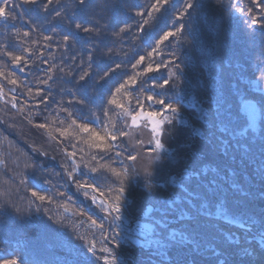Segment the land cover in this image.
Here are the masks:
<instances>
[{"label":"trees","instance_id":"16d2710c","mask_svg":"<svg viewBox=\"0 0 264 264\" xmlns=\"http://www.w3.org/2000/svg\"><path fill=\"white\" fill-rule=\"evenodd\" d=\"M191 2L194 7L181 18L186 0H170L159 12L152 13L155 19L144 25L143 32L140 26L149 19L148 13L155 0H88L87 8L80 7L77 0H60L49 6L47 13L37 8L28 14L40 32L25 37L28 41L25 47L34 52L38 49L43 55L39 59L31 56L28 64L21 66L23 71L11 64L7 57L0 56V70L10 78L22 81V85H12L0 76L4 92L0 96V193H8L7 197H0V259L17 255L23 256L26 264H104L103 259L97 257L107 256L108 253L100 249L108 247L112 249L117 264H171L169 251L145 244L144 237L129 232L128 221L139 218L144 206L150 201L155 202L164 193L182 195L185 203L194 209L193 190L199 193L204 187L197 173H203L214 177L222 191L237 186L232 201L236 216L228 224L221 221L208 224L206 232L195 238L186 237L185 244L193 250L199 246V252L193 253L198 264H211L216 258L212 255L213 249L217 255L224 249L232 251L229 261L235 258L259 264L260 254L264 252V228L261 227L264 223V177L261 175L264 157L258 147L246 152L244 148H237L235 142L226 154L223 149L207 151L205 145L210 143L211 137L193 133V128L199 126L194 122L200 113V106L194 108L193 101L202 100L207 105L222 90H235L237 86L248 89L247 83L251 81L260 84L259 88L264 87V79H258L260 72L257 68L264 61V29L260 24L250 26L247 8L252 7V0ZM239 8H245V12L241 13ZM56 10L64 14L63 20L55 17ZM141 11L145 13L143 17L137 15ZM253 15L264 23V15L258 8H253ZM69 20H72L71 24ZM84 20L90 22L88 26L97 22L102 26L100 38L90 39L88 34L77 33L74 23ZM126 25L125 32L113 35ZM181 26L182 31H177ZM17 28L28 30L19 21L15 28L0 24V49L7 44L9 51L19 55L22 53L17 47L22 41H14L12 35ZM166 32L176 34L161 43ZM64 35L71 37L67 48L62 39ZM44 36L53 39L45 41ZM93 48L95 62L89 68L88 55ZM109 48L111 53L105 55ZM141 56L145 57L144 63L137 64ZM134 64L137 66L133 67ZM149 64L154 69L159 65V70L145 73ZM116 65L120 67L116 68ZM108 68L115 71L100 81L99 74ZM85 71L92 72L93 76L81 86L83 82L79 81V76ZM49 75L52 80L47 84L40 83ZM132 76L137 82L125 91L139 97L146 110L163 112L173 121L164 126L170 130L162 138L164 147L178 157L181 164L177 171L179 176L190 178L175 189L165 186L166 180L137 179L134 161L128 159L135 153L127 148L126 142L115 141L119 147L114 149L112 159L107 163L118 171L129 169V179L125 181L126 192L121 198V219L114 220L115 212L109 215L98 206L99 193L89 190L85 196L83 190L77 189L76 182L68 177V172L79 164L81 171L74 175L77 178L82 176L89 183H98L103 190L105 182L93 179L99 174L91 173L89 169L104 164L106 160L100 157L107 154L90 149L78 137L65 139L55 129L66 126L70 119H76L78 123H90L103 134L107 118L102 117V110L113 108L107 101L115 88ZM38 89L43 90L42 95L48 101L46 105L40 103ZM146 96L164 99L179 112H167L161 105L145 100ZM13 98L15 107L10 103ZM128 98L123 97L124 100ZM74 99H85L86 103H68ZM63 108L73 114L71 118L67 112L61 111ZM200 114H206V109ZM109 115L113 116V112L109 111ZM46 117L49 122L56 120V123L49 129L37 128V124L46 122ZM94 117L102 118L96 122ZM60 120L65 122L64 125L59 123ZM262 135L264 121L260 133L254 137V144H258ZM73 152L75 158L70 159L67 154ZM92 155H96V160L91 159ZM185 168L189 169L187 174ZM22 179L25 180L23 184ZM108 183L112 188L120 186L111 181ZM149 184L152 185L151 192L148 191ZM34 187L52 197L51 203L39 205V212L36 211L39 202L29 208L30 189ZM92 195L98 197L97 203L92 202ZM116 195L117 192H105L103 199L110 203ZM61 205H66L69 211L66 212ZM88 217L103 224V229L92 227ZM173 226L179 231L183 224L177 219ZM229 232L232 236L226 240L224 237ZM80 236L84 240H80ZM88 240L96 241L95 256L86 251ZM117 244L120 247H116Z\"/></svg>","mask_w":264,"mask_h":264},{"label":"snow or ice","instance_id":"6c2138e0","mask_svg":"<svg viewBox=\"0 0 264 264\" xmlns=\"http://www.w3.org/2000/svg\"><path fill=\"white\" fill-rule=\"evenodd\" d=\"M60 0H0V24L6 28H15L16 22L19 21L22 25L27 26V31H22L20 28H17L16 31L12 34L13 40L19 39L22 41L17 50L22 54H16L15 51H9V45H3L0 49V56L7 57L11 64L15 65L17 68H20L21 71L24 69L22 65H27L28 60L31 56L35 55L39 59L43 54L39 50L33 51L32 48L25 47L28 41L24 39L29 37L32 32H40V28L33 24L31 16L28 14L36 11L37 8L44 13L49 11V6L53 3H59ZM170 0H155V4L151 6V12L148 13L149 19L143 21V24L140 26V31H144V25L149 24V21L155 19L153 17V12H159L161 7L168 5ZM77 3L82 8H87L89 6L88 0H77ZM26 5L35 6L33 8H26ZM194 4L191 0H186L184 4L185 11L181 13V18L183 15L188 14L187 10L192 9ZM230 7L235 8V5H230ZM253 8H258L260 13L264 15V0H252V7L247 8V14L251 17L250 26L260 24L261 28L264 29V23L253 15ZM238 11L241 13L245 12V8H239ZM137 15L143 17L145 13L143 11L138 12ZM27 16V18H26ZM64 14L56 10L55 17L59 20H63ZM74 19V18H73ZM69 24L72 23V20L68 21ZM89 21L84 20L82 22L74 23V29L79 32L88 34V38L95 39L101 37L102 26L97 23L93 26H88ZM59 24H57V27ZM128 26L119 28V31L113 33L114 36H119L121 33L127 30ZM183 26H181L177 31H182ZM174 32H166L163 36L161 43L164 40H167L169 37L174 36ZM69 35L63 36L64 46L69 47ZM45 41H50L53 39L51 36H44ZM36 43V41H33ZM101 43L103 39L101 38ZM15 46V45H14ZM95 47V46H94ZM93 49L89 50L88 55V64L89 68L92 67L94 61V56L92 52ZM112 51L111 48L108 49L105 55L110 54ZM153 52H156V49L153 48ZM23 53H27L24 55ZM152 55V53H149ZM264 56V54H262ZM145 57L141 56L137 61V64H143ZM47 63V61H43ZM137 64H134L133 67H136ZM120 65H116V68H119ZM258 71L260 72V77L258 79H264V61L262 65L257 66ZM51 69H49L50 71ZM158 71L159 65L154 69L151 64L145 68V73H150L152 71ZM61 71H63L61 69ZM115 69L108 68L102 71L99 74V80L104 81L106 78L114 72ZM14 75V74H12ZM0 76H3L8 83L12 85H22V81L17 79L10 78L5 74L3 70H0ZM93 76L92 72L85 71L82 75L79 76V81L83 82L81 86L86 85L88 80ZM51 75L48 76L46 80H41L40 83L47 84L49 80H52ZM136 77H129L127 81L121 83L118 87L115 88V91L112 93L111 98L107 103L113 106L112 109L102 110V117L107 118V125L103 127L102 133L97 131L95 127H92L90 123L77 122L76 119H70V122L62 127L56 128L55 131L58 132L62 137L68 139L69 137H78L83 140V142L90 148L96 149L100 153L107 154L106 156L102 155L100 159L106 160L104 164L98 166H93L89 169L91 173L99 174L98 177H93V179L103 180L105 182L104 189L102 190L98 183H89L83 180V177H76L75 172H80V165L77 164L73 171L68 172L69 179H72L77 184L78 190H83L85 196H88L89 190L93 193H99V202L98 206L102 211L108 212L111 215L115 212L117 215L113 217L114 220L121 219L122 207H121V198L126 192L125 181L129 179V169L123 168L117 170L111 166L110 163H107V160H111V153L119 145L114 142L117 140H122V142H129L132 139V130L148 128L150 129L151 139L149 143H154L157 150L164 148V143H162V138L165 135L166 130L164 125H171L173 121L165 116L163 112L160 111H150L146 110L145 104L141 101L139 97L132 96L130 92L125 91L127 88L135 86ZM167 84V81H165ZM163 87V85H161ZM259 87V84H257ZM261 93H264V87L259 88ZM15 91V88L12 89ZM43 90L38 89L37 95H41V104H47V99L42 95ZM28 94L31 95L32 91L29 89ZM3 84H0V96H3ZM118 97H121L118 99ZM123 97H129L127 100H124ZM147 101H151L152 104L161 105L165 111L170 113H178L179 109L173 107L171 103H166L164 99H158L155 96H146L144 98ZM133 100H135V107H133ZM12 106H16V100L13 98ZM69 104L76 103L83 105L86 103L85 99H74L69 101ZM197 105L200 106V113L206 114L201 115L197 113V120L194 123H198V127L193 128L194 135L197 136H209L211 141L209 144L205 145V149L209 152L213 150L223 149L225 154L229 147L235 142L237 148H244L246 152H250L253 148L259 149L261 157H264V135L260 137L258 144H254V132L257 127L258 121H264V94L258 98H250L249 92L246 89H241L239 86L235 90L228 88L222 90L215 98L214 101L205 105L202 100L193 101V107ZM119 109L118 112L114 111ZM61 111L67 112L68 117H72V113L68 112L67 108L61 109ZM109 111L113 112V116L109 115ZM57 113V117H58ZM102 117H94L96 122ZM45 123H39L36 125L39 129H49L53 124L56 123V120L51 122L48 121V118H45ZM59 123L64 125V121L60 120ZM51 136V132H49ZM143 143V141H141ZM75 147V145H73ZM67 150H65L66 152ZM47 155V153H44ZM70 159L75 158V152L67 154ZM117 156L121 153H116ZM92 160H96V155L91 156ZM128 159L135 161L136 156L129 155ZM5 167L7 165L5 164ZM67 171V169H65ZM185 174L189 172L188 168L184 169ZM149 178L152 176V172L146 173ZM199 179L203 182L204 187L201 192H194L195 205L189 207L184 201V197L178 194H169L164 193L159 195L156 198L155 202H148L142 209L141 215L136 220L128 221V230L134 235H139L144 237L145 244L153 245L157 250L166 249L171 255V264H198L197 257L194 255L195 252H199V246L195 250L185 244V239L188 236L193 238L201 235L207 231V226L214 221H221L225 224L231 223L236 216L235 207L232 203L233 198L236 195L237 186L233 185L232 188H229L227 191H222L216 184L214 177L210 175H205L203 173H197ZM264 177V172L261 173ZM187 176H177L172 177L169 180L165 181V186H171L174 189L176 187H181L185 183V179H189ZM179 180V184L177 183ZM118 183L120 186L118 189L112 188L111 184L108 183ZM22 184L25 183V180L20 181ZM7 183V181H5ZM157 189L160 188L159 185L156 186ZM152 185H148V191L151 192ZM31 199L29 200V208L32 204H39L36 207V211H41L40 204L45 202L51 203L52 197L45 194L43 191L37 190L35 187L30 189ZM105 192H117V195L112 198L109 203L107 199H103ZM59 194V193H58ZM7 191L0 193V197H7ZM91 200L93 203H97L98 197L92 195ZM64 207V210L67 212L69 209L66 205H61ZM80 215H85V213L80 212ZM91 226L103 229V224H98L97 220L88 217ZM179 219L183 227L177 231L173 226V221ZM264 219V218H262ZM247 223V221H245ZM135 225L133 228L132 225ZM261 227L264 228V223L261 224ZM232 234L229 232L224 238L227 240L231 238ZM80 240H84L83 236L78 237ZM116 247H120L119 244ZM86 251L91 253L93 256L96 255V241L88 240L85 244ZM101 252L108 253L107 256L97 257V259H103L104 264H117V259L112 253V249L108 247H102ZM247 250H245L246 252ZM212 255L216 258L211 262V264H254L253 261H239L233 258L232 261H229L228 257L233 256V252L224 249L219 255L216 254L215 249L212 250ZM220 257H224L221 259ZM0 264H26V261L23 256L10 255L3 259H0ZM259 264H264V252L260 254Z\"/></svg>","mask_w":264,"mask_h":264},{"label":"rangeland","instance_id":"374dc122","mask_svg":"<svg viewBox=\"0 0 264 264\" xmlns=\"http://www.w3.org/2000/svg\"><path fill=\"white\" fill-rule=\"evenodd\" d=\"M247 84L248 89L246 90L249 92L250 98H258L260 96L258 94L260 92V84L259 87H257L258 83L256 82L251 81L250 84ZM242 88L245 89L244 86ZM261 124L262 121L257 122V127L253 134L254 137L260 133ZM150 139V129L141 127L140 129H133L132 139L126 142L127 148L134 152L137 157L134 161L137 179L149 178L146 175L149 171L152 172L150 178L158 181L169 180L172 177L179 176L177 171L181 168V164L178 157L166 148L157 150L154 143H149ZM178 182L179 180H177Z\"/></svg>","mask_w":264,"mask_h":264}]
</instances>
